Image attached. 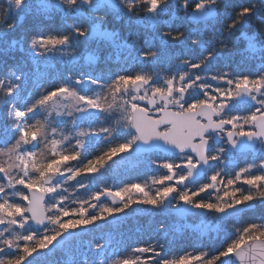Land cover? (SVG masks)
Segmentation results:
<instances>
[{
	"label": "snow or ice",
	"instance_id": "snow-or-ice-1",
	"mask_svg": "<svg viewBox=\"0 0 264 264\" xmlns=\"http://www.w3.org/2000/svg\"><path fill=\"white\" fill-rule=\"evenodd\" d=\"M170 4L0 0V264H264V5Z\"/></svg>",
	"mask_w": 264,
	"mask_h": 264
},
{
	"label": "trees",
	"instance_id": "trees-1",
	"mask_svg": "<svg viewBox=\"0 0 264 264\" xmlns=\"http://www.w3.org/2000/svg\"><path fill=\"white\" fill-rule=\"evenodd\" d=\"M257 3L259 5H264V0H221L222 11H221V21L223 20H230L232 17V13L241 7L249 6L251 3ZM177 4V0H171L170 8L175 9ZM55 27V25H54ZM176 30L184 27L182 23H176L173 25ZM17 35V30H12L4 34L9 38H15ZM197 34L192 33L190 30L187 32V35L184 40L180 41L179 43H172L170 47L173 49H182L185 52L195 54L199 49L192 48L189 46L188 41L192 38H196ZM201 43H203V39L201 38ZM144 46L146 48L151 47V45L144 41ZM2 59V58H0ZM10 62H12L10 60ZM130 67H135V64L132 60L129 61ZM222 66L225 67H233L237 70H250L249 66L246 65L243 61V58L237 56L233 63L229 64L227 60H224ZM137 176L136 173H131L128 179H135ZM143 178V177H141ZM132 212L133 210H129ZM202 222V226L198 228V223ZM160 223H165L169 225L174 232H176L178 237H183L182 239H178L177 242L171 244L169 247L173 250H182L185 247L190 246L194 241L195 234L200 232L207 221H202V218L199 216H188L185 218H178L175 215H167L165 216L163 213L156 212L155 216L151 215H137L136 213H132L129 217V221L126 224V228L131 232L135 233L137 229L144 234V238H148L153 234V229ZM178 230V231H177Z\"/></svg>",
	"mask_w": 264,
	"mask_h": 264
},
{
	"label": "rangeland",
	"instance_id": "rangeland-1",
	"mask_svg": "<svg viewBox=\"0 0 264 264\" xmlns=\"http://www.w3.org/2000/svg\"><path fill=\"white\" fill-rule=\"evenodd\" d=\"M171 10H173V9H171V8H170V11H171ZM202 224H203L202 222L198 223V225H197V226H198V228H199V227H201V226H202Z\"/></svg>",
	"mask_w": 264,
	"mask_h": 264
},
{
	"label": "water",
	"instance_id": "water-1",
	"mask_svg": "<svg viewBox=\"0 0 264 264\" xmlns=\"http://www.w3.org/2000/svg\"><path fill=\"white\" fill-rule=\"evenodd\" d=\"M192 216H193V215H192ZM176 217H178V218H184V217H188V216H182V217H181V216H176Z\"/></svg>",
	"mask_w": 264,
	"mask_h": 264
}]
</instances>
